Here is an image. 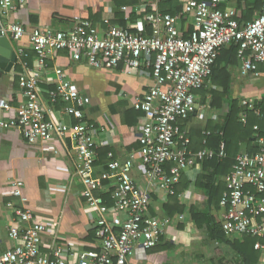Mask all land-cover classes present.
<instances>
[{
  "label": "built area",
  "instance_id": "2783aa9c",
  "mask_svg": "<svg viewBox=\"0 0 264 264\" xmlns=\"http://www.w3.org/2000/svg\"><path fill=\"white\" fill-rule=\"evenodd\" d=\"M26 2L0 0V37L19 44L28 36L40 75L47 72L49 61L58 52H69L74 61L85 60L98 70L125 65L130 71L143 67L150 71L153 85L133 99L134 109L145 116L138 138L145 183L139 186L133 178V156L122 163L109 153L105 168L96 171L99 147L95 138L99 129L85 117L92 100L73 86L63 69L54 71L55 88L48 95L52 104H66L64 113L75 120L72 125L47 119L41 76L26 71L19 80L23 101L16 109L2 102V110L13 111L14 115L9 120L1 119L0 128L20 130L30 144L72 139L78 158L75 174L84 186L88 206L98 211L92 229L102 247L99 252H70L57 241L55 228L36 222L31 210L17 209V221L26 225L10 229L9 237L15 245L0 256V264H128L136 250L158 247L173 223L169 217L150 214L153 195L176 196L185 171L200 167L205 160L226 158L224 144L216 152H193L188 132L179 123L188 120L196 109V94L210 82L224 47L237 44L243 72L258 77L259 66H264V7L256 19L240 23L233 10L221 8L222 0H189L181 14H149V34L146 30L133 33L108 20L103 29L83 21L69 31L35 29L28 34L21 24L8 21L9 15ZM185 18L193 26L188 36L184 35L188 32V28L183 29ZM22 46L15 49L26 69ZM245 106L261 115L251 103ZM242 122L246 123V116ZM254 131L257 152L240 153L224 179L219 221L225 236L255 239L254 249L264 254V134L259 126ZM111 182L113 207H108L96 193ZM23 185L16 184L15 196H22ZM49 233L53 240L46 254L42 252L43 236Z\"/></svg>",
  "mask_w": 264,
  "mask_h": 264
},
{
  "label": "crops",
  "instance_id": "0c3cea01",
  "mask_svg": "<svg viewBox=\"0 0 264 264\" xmlns=\"http://www.w3.org/2000/svg\"><path fill=\"white\" fill-rule=\"evenodd\" d=\"M168 1L27 0L25 6L9 15L8 21L21 24L28 34L35 29L69 31L83 21H89L96 28L103 29L107 20L133 33L146 30L149 34L150 28L146 17L154 11L167 10ZM180 1L184 7L189 0ZM237 5L238 0H222L221 8L233 10L238 19H242L243 11ZM261 12H258L253 20ZM184 24L186 25L183 29L188 28V33H190L189 28L193 26L186 20ZM13 45L16 49L20 45L25 48L24 61L27 67L24 69L17 57L9 70L0 67V120H9L14 115L13 111L2 110V102H8L13 109H16L23 101L19 87L21 76L26 71L28 75H40L36 70V56L30 46L28 36L19 44L13 42ZM260 66L258 77L252 73H244L242 66L230 70L233 80L231 96L238 100L242 107H246V102L254 105L255 109L261 112V115H256L255 112L254 115L264 121V112L260 108L264 103V66ZM57 68L63 69L73 86L92 100L91 106L85 110V117L99 129L95 138L99 147L96 171L101 172L105 168L109 162V153L113 154L115 160L122 163L133 156L135 163L133 178L139 186H144V167L139 155L138 138L145 122V116L134 109L133 99L147 93L153 85L150 71L144 67L130 71L125 65H120L113 70H98L88 66L85 60L74 61L69 52H58L49 61L47 72L40 75L42 81L40 87L45 101L47 119L65 125H72L75 121L64 113L66 104L62 102L52 104L48 95V92L55 88L54 71ZM211 79L196 94L197 106L189 119L179 123L180 127L188 132L193 152L211 150L208 147L209 139L223 125L229 111V106L226 104L221 109L212 106L213 98L209 90L220 92L221 88L213 85ZM248 111L251 112L249 109ZM255 126H259L261 131L259 124ZM253 139L254 142L251 145L246 144L247 147H239L237 156L246 149L250 153L257 152L256 138L253 137ZM222 144L225 145L226 151L224 141L219 149ZM77 163L76 146L70 137L63 141L54 138L48 142L40 141L30 144L20 130L0 128V256L15 245L9 237L10 229L17 225H26L17 221L15 216L17 209L31 210L36 222L55 228L58 233L57 241L70 252L101 251L102 245L92 229L98 219V211L90 208L83 196L84 186L75 174ZM201 174L202 165L189 169L183 174L178 191L184 184H189L186 189L179 191L178 196L180 204L186 206L184 214L170 217L164 211V205L170 202V198H160L159 195H155L157 200H152L149 207L150 214L160 218H171L175 228H171L170 225L168 233L158 247L150 251L136 250L128 264H175L174 259L169 258L167 253L172 252L179 242L185 240L186 237L181 232H185L187 227L194 228L191 235L192 242L199 240L200 230L191 220L190 209L191 207L196 209L206 207L207 197L196 187ZM18 182L24 184L21 188L22 196L19 197L14 195ZM112 190L113 182L108 183L96 193L102 204L108 207H113L110 194ZM219 211L220 209L213 211L214 215L217 212L218 219ZM239 238L241 237L231 239ZM52 240L53 236L50 233L43 236V253H49ZM220 257L219 260L226 261L227 264H235L237 258L235 254L230 257L226 256V260H224L225 257ZM258 264H264L263 253H261Z\"/></svg>",
  "mask_w": 264,
  "mask_h": 264
},
{
  "label": "trees",
  "instance_id": "16d2710c",
  "mask_svg": "<svg viewBox=\"0 0 264 264\" xmlns=\"http://www.w3.org/2000/svg\"><path fill=\"white\" fill-rule=\"evenodd\" d=\"M167 5H169L167 10H161L165 14L176 15L183 12L184 7L180 0H169ZM237 7L243 11L242 19L238 21H240V23H246L253 21L255 15L262 11L264 1L238 0ZM183 20H186V18ZM192 30V27L189 28V32ZM188 34V32L184 33L185 36H188ZM238 50L239 46L235 43L224 47L213 67L211 81L213 85L220 87L221 91L209 90L213 98L212 106L221 109L226 104L229 106V111L224 119L223 125L220 126L217 132L209 139L208 147H210L212 151H219V146L224 141L226 143L227 155L226 158L223 159L215 157L210 160H205L202 163V174L196 182V187L206 195V207L203 209L191 207L190 217L196 228L205 233L209 242L225 245L235 252V256H237L235 264H258L261 259V252L254 249L257 240L249 237H241L236 240L228 238L225 236L221 223L216 216L217 212L215 215L213 214L216 210L218 211L220 209V200L226 190L224 179L232 171L239 147H247L246 144L251 145L254 142L253 134L255 132V125L259 124L261 127V134L264 133V121H262L260 117L254 115L253 111H248L247 107H242L240 102L233 99L231 96L233 80L230 70L242 66L241 60L238 57ZM260 108L264 112V103ZM243 115L247 117L246 124L241 122ZM246 150L248 151V149ZM188 186V183L184 184L179 191L186 189ZM179 191L176 196L170 197L169 203L164 205V211L170 217L184 214L186 211V206L180 204L181 202L178 197ZM153 200H157L155 195H153ZM225 262L221 260L220 263L227 264V262Z\"/></svg>",
  "mask_w": 264,
  "mask_h": 264
},
{
  "label": "rangeland",
  "instance_id": "374dc122",
  "mask_svg": "<svg viewBox=\"0 0 264 264\" xmlns=\"http://www.w3.org/2000/svg\"><path fill=\"white\" fill-rule=\"evenodd\" d=\"M170 228V227H169ZM167 230V233L169 231ZM171 228H175L172 224ZM193 227H187L185 232H181L186 237L183 242H179L172 252H168L169 258L174 259L175 264H221L220 256L227 257L235 254L225 245L213 244L208 241L204 232L200 231L199 240L192 242ZM199 232V231H198ZM172 240V238H170ZM227 256V257H226ZM224 262V261H223Z\"/></svg>",
  "mask_w": 264,
  "mask_h": 264
},
{
  "label": "water",
  "instance_id": "95a60500",
  "mask_svg": "<svg viewBox=\"0 0 264 264\" xmlns=\"http://www.w3.org/2000/svg\"><path fill=\"white\" fill-rule=\"evenodd\" d=\"M13 43L6 37H0V67L9 70L16 62V51Z\"/></svg>",
  "mask_w": 264,
  "mask_h": 264
}]
</instances>
